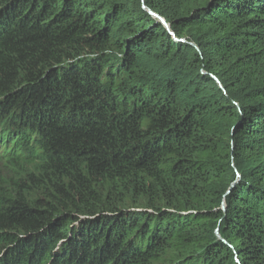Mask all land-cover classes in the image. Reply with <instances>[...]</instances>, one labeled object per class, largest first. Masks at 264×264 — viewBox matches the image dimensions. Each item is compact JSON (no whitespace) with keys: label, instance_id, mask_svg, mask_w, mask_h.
I'll use <instances>...</instances> for the list:
<instances>
[{"label":"trees","instance_id":"1","mask_svg":"<svg viewBox=\"0 0 264 264\" xmlns=\"http://www.w3.org/2000/svg\"><path fill=\"white\" fill-rule=\"evenodd\" d=\"M21 140L0 264H264V0H0Z\"/></svg>","mask_w":264,"mask_h":264},{"label":"rangeland","instance_id":"2","mask_svg":"<svg viewBox=\"0 0 264 264\" xmlns=\"http://www.w3.org/2000/svg\"><path fill=\"white\" fill-rule=\"evenodd\" d=\"M14 115L15 116H17L18 115V113L17 114H14L13 112L10 114V116L12 117L11 118V120L10 121H8L9 123H7V121L6 120H4L3 122H2V126L3 127H5V128H8V134L9 135H12V134H18L17 136H19V135H21V134H25V133H27L29 136H34L35 135V133H34V131L33 130H30L28 127H27V125H25V124H20V123H18L20 120H18L16 117H15V119H14ZM15 123H16V125H15ZM6 137H11V140L12 139H14V137H16V136H7V135H5L4 136V138H5V141L7 140L8 141V139H6ZM20 137V136H19ZM23 140H24V138H23ZM23 140H21V142L17 145V146H13V145H11L10 146V141L8 142V144H7V148H2V150L0 151V152H3V153H5V155L6 156H8L9 158H13L14 156H16L19 152H21L20 153V158H21V161H28V163H30L31 161H35V159H31L30 160V157L29 156H31V155H34V154H32V153H29L28 152V144H26ZM39 141H41V139H40V137L38 136L37 137V143L39 142ZM13 146V147H12ZM35 147L37 148V146L35 145ZM10 149V150H9ZM9 150V151H8ZM39 155V154H38ZM37 155V156H38ZM8 157H6V158H8ZM35 164V163H34ZM0 167H2L1 166V163H0ZM33 167H34V165H27L26 167L24 166V170H27L28 172H31L32 170H33ZM3 170L5 171V172H10V169H8V168H3ZM4 172H2V174H3ZM77 224H73V226L71 227L72 228V230L70 231V233H69V235H70V238L71 239H69L68 241H64L63 242V240H60V241H58L59 243H57V245L55 246V247H53V250H52V252H53V254H55L58 250H60V249H62V248H66L64 245H66L67 246V244L69 243L70 245L73 243V241L75 240V238H76V235H77V233H78V231H79V226H76ZM77 232V233H76ZM68 235V234H67ZM63 242V243H62ZM90 248H91V246H90Z\"/></svg>","mask_w":264,"mask_h":264},{"label":"water","instance_id":"3","mask_svg":"<svg viewBox=\"0 0 264 264\" xmlns=\"http://www.w3.org/2000/svg\"><path fill=\"white\" fill-rule=\"evenodd\" d=\"M152 16L155 18V19H157V21L161 24V25H163V27L170 33V35L171 36H173V34L170 32V30H169V26L165 23V21L161 18V17H159V16H157L156 14H152ZM238 178H239V176H237ZM231 188H233V185L231 186ZM230 188V189H231ZM221 209L223 210L224 209V204H222V206H221ZM217 236H218V232H217Z\"/></svg>","mask_w":264,"mask_h":264}]
</instances>
